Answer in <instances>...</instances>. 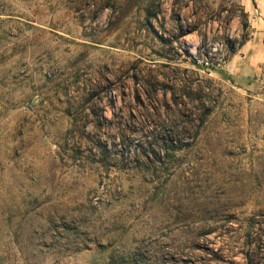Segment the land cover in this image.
I'll return each mask as SVG.
<instances>
[{
    "label": "rangeland",
    "instance_id": "1",
    "mask_svg": "<svg viewBox=\"0 0 264 264\" xmlns=\"http://www.w3.org/2000/svg\"><path fill=\"white\" fill-rule=\"evenodd\" d=\"M263 38L264 0H0V264H264Z\"/></svg>",
    "mask_w": 264,
    "mask_h": 264
},
{
    "label": "trees",
    "instance_id": "2",
    "mask_svg": "<svg viewBox=\"0 0 264 264\" xmlns=\"http://www.w3.org/2000/svg\"><path fill=\"white\" fill-rule=\"evenodd\" d=\"M249 27V22H248V20L247 19H245V21H243L242 23H241V28H242V31L244 32V31H246V29ZM247 37H248V33L247 34H243V35H241V38H240V40L237 42V47L239 48V47H241L244 43H245V41H246V39H247ZM263 48H264V38H263Z\"/></svg>",
    "mask_w": 264,
    "mask_h": 264
}]
</instances>
